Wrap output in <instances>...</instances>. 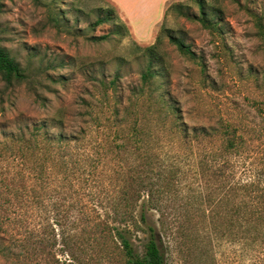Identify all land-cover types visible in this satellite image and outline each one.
Instances as JSON below:
<instances>
[{"label":"rangeland","instance_id":"374dc122","mask_svg":"<svg viewBox=\"0 0 264 264\" xmlns=\"http://www.w3.org/2000/svg\"><path fill=\"white\" fill-rule=\"evenodd\" d=\"M0 46L27 76H0V264H124L103 229L126 221L143 253L132 210L172 163L145 205L167 264L238 263L236 210L264 190V0H0Z\"/></svg>","mask_w":264,"mask_h":264},{"label":"trees","instance_id":"16d2710c","mask_svg":"<svg viewBox=\"0 0 264 264\" xmlns=\"http://www.w3.org/2000/svg\"><path fill=\"white\" fill-rule=\"evenodd\" d=\"M202 6V5H201ZM203 9V7H202ZM54 19L58 21V18L54 16ZM108 17L106 18H99L94 25H100L104 22H106ZM203 22H208V19L206 18L205 12L203 13V16L201 17ZM165 27H163L162 31H165ZM116 33H121V30H116ZM108 34L98 36L96 39L99 40H105L108 39ZM170 40L175 43L181 52L185 54H192V50L186 46V44L181 41L176 36L170 34L169 35ZM0 76L1 78L6 81L8 84H12L14 80L22 81L27 78L26 73L23 69V67L20 65L19 62L16 61L15 58H13L9 52L2 46H0ZM155 76V72L150 68L148 71L144 72L142 74V79L144 81H149L151 78ZM168 110L170 111L169 107L167 106ZM164 111V112H166ZM163 112V113H164ZM176 115L178 114L177 111L175 112ZM179 119V116L176 117V122ZM179 123V122H178ZM177 123V124H178ZM176 124V123H175ZM176 124V126H177ZM182 124H178V129H180V126ZM228 128V126H225ZM187 129L183 127L181 131L183 133L186 132ZM203 131L204 134L207 135L208 130L217 131L215 127H211L207 130V128L199 129ZM226 133L229 134L230 131L226 129ZM62 140L66 139L65 136L61 137ZM227 142L225 145V148L228 150L229 148L236 145L235 138H226ZM70 141H68L66 144H69ZM185 144L187 142L185 141ZM102 159H98V163H100ZM170 166L167 167V171H169L167 177L162 181V184L158 187L156 192L152 191L148 194L149 198L146 201L149 208H154L162 210V206L158 202L161 199L162 193L170 190V186L174 183V176L177 174V172L180 170L178 163H172L169 164ZM97 167V166H96ZM181 171V170H180ZM94 171H90L89 174H93ZM244 189H247V185L244 186ZM251 195L253 199V204L250 206L251 208L247 209L245 205H248L246 203H241L239 205V209L236 210L237 214L239 215L238 219L235 220L234 225L237 230V240H238V246L240 250L237 252L238 256V263L237 264H247L248 260V252L251 250V247L253 245H257V243L261 240L264 243V190H262L261 186L258 183H254L252 185ZM140 197V196H139ZM246 202V201H244ZM146 203H144L143 210L140 214V218L136 219L135 215L133 214L132 210V216L131 219L134 220L133 224L137 225L139 229L147 233V238L144 243V252L141 253L135 246V242L133 240V232H132V224H128V221H126L122 227H111L109 224L106 223L107 228H104L103 231L106 232L107 236L112 235L113 237L118 239L119 243L117 246L120 248V251L125 258L124 264H167V241L161 234V231H159L158 226L151 222L148 219L147 211H146ZM249 206V205H248ZM117 208V207H116ZM186 204H183V207L181 206L176 208L179 209H185ZM163 211V210H162ZM133 217V218H132ZM103 222L98 221L96 223L97 226H100ZM141 225H140V224ZM262 249L264 250V246H262ZM255 259V258H254ZM250 264V263H248ZM251 264H264V258L263 259H256V262Z\"/></svg>","mask_w":264,"mask_h":264}]
</instances>
